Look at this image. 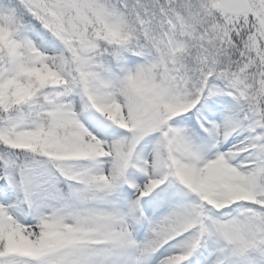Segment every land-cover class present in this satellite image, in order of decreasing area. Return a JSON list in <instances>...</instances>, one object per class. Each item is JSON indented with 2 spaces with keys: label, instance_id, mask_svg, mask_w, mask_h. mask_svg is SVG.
Wrapping results in <instances>:
<instances>
[{
  "label": "snow or ice",
  "instance_id": "6c2138e0",
  "mask_svg": "<svg viewBox=\"0 0 264 264\" xmlns=\"http://www.w3.org/2000/svg\"><path fill=\"white\" fill-rule=\"evenodd\" d=\"M0 264H264V0H0Z\"/></svg>",
  "mask_w": 264,
  "mask_h": 264
}]
</instances>
